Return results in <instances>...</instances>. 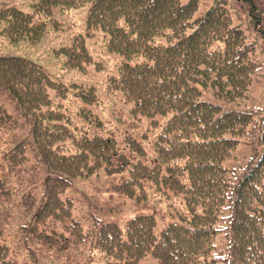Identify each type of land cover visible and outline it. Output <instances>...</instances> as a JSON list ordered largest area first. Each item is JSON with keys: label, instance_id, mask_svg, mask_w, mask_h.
<instances>
[{"label": "trees", "instance_id": "16d2710c", "mask_svg": "<svg viewBox=\"0 0 264 264\" xmlns=\"http://www.w3.org/2000/svg\"><path fill=\"white\" fill-rule=\"evenodd\" d=\"M201 2L0 4L2 46L44 47L52 35L43 58L0 52V207L16 200L31 150L47 176L27 249L53 260L92 240L86 264H264V108L241 109L264 62V3L207 0L197 18ZM85 5L89 35L119 56L109 64L61 20ZM92 177L136 213L120 220L116 207L86 229L67 192ZM4 227L0 264H20Z\"/></svg>", "mask_w": 264, "mask_h": 264}, {"label": "rangeland", "instance_id": "374dc122", "mask_svg": "<svg viewBox=\"0 0 264 264\" xmlns=\"http://www.w3.org/2000/svg\"><path fill=\"white\" fill-rule=\"evenodd\" d=\"M19 1V0H11ZM181 3L187 4L191 0H180ZM207 0H202L200 5V10L195 14L197 18H200L210 7L211 0H209V7L207 8ZM263 3L264 1L261 0ZM10 3V0H0V4ZM89 14V7L84 6L76 9L75 11H69V14H65L64 16L61 14V20L69 24H75V28L87 35L89 29L87 28V19ZM71 31L72 28L69 27ZM52 42V35H49L45 40L42 46H38L36 48L30 47L29 51L25 48L24 51L27 54H34L43 58L45 55V46L50 45ZM4 47V48H3ZM0 44V51L6 54H13L15 50L11 48H7ZM88 47L91 53L103 59H115L116 55H111L110 53H100L97 49V46L94 43L92 38L88 39ZM44 48V49H43ZM46 62V59H45ZM48 64H52V59L48 62ZM258 72L254 76V82L251 87L250 97L246 101L245 104L248 103L245 110L255 109L259 107H264V62L260 59V66L258 68ZM5 98H1L4 100ZM213 100V99H211ZM33 148V147H32ZM30 163L26 167V173L24 175V179L22 181L14 180L13 187L18 190V195L16 200L10 204L6 205V208L0 207V228L4 226V235L5 239L16 246L17 257L20 258V264H65L70 263L71 259L74 261H82L84 259V263L86 264L90 260L88 259L89 249L92 248V240L87 241L85 243L77 244V247H70L67 250L66 254H62L60 252V256L54 257L53 260L49 258V256L39 249L35 248V252H32L34 246L32 244L29 245L28 249L25 247L27 243L26 232L23 233L24 225L27 224V216L30 214L33 207L37 209L40 201L43 198V195L46 193L45 178L47 177L44 169L39 165V155L36 152L29 153ZM32 178V179H30ZM107 182L104 177H92L91 179L84 181L78 180L77 187H72L68 190L67 196L71 197L75 202V210L73 215L76 214L78 218L84 221L85 228L88 229L92 227L94 220L105 219L107 218L109 212L113 207H118L122 205L121 208L122 213L119 212L115 215L119 216L123 219L124 214L129 215L128 213H133V207L129 202L125 201L119 196H112L110 194H105V190L107 187ZM89 193L88 196L90 198H86V206L83 203H78V196L82 195L81 193ZM86 195V194H85ZM88 203V206H87ZM77 204V206H76ZM149 208H152L150 206ZM159 210V209H158ZM222 226H226L224 223ZM226 228V227H225ZM224 238L221 240V244L217 245L216 253L222 254L224 246L226 243H223ZM69 256V257H68ZM68 257V259H67ZM224 257V256H221ZM142 264H161V262L154 257H147L142 260Z\"/></svg>", "mask_w": 264, "mask_h": 264}]
</instances>
